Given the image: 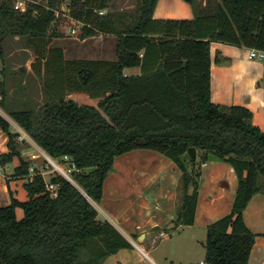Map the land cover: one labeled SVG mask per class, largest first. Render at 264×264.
Listing matches in <instances>:
<instances>
[{
  "label": "trees",
  "instance_id": "trees-1",
  "mask_svg": "<svg viewBox=\"0 0 264 264\" xmlns=\"http://www.w3.org/2000/svg\"><path fill=\"white\" fill-rule=\"evenodd\" d=\"M109 1L33 0L26 12L15 9L14 0L0 4V107L7 104V42L25 37L37 54L32 67L48 99L39 110L9 115L50 157L69 156L77 168L76 183L36 173L25 183L27 201L13 198L0 207V264H103L134 248L112 222L99 220L94 202L101 201L116 158L137 149L157 151L181 170L178 216L170 230L195 224L205 163L217 160L235 169L233 207L207 227L205 264H248L257 235L245 222V210L264 194V131L249 108L212 101L211 44L264 51V0H186L192 20L155 19L158 0H139L130 15L104 13ZM64 2L71 18L83 24L82 39L118 37L117 60L67 59L63 48L51 46L60 36L57 12ZM226 60L217 54L216 62ZM134 67L142 73H125ZM0 126L10 150L0 155V164L19 157L13 176H29L25 140L1 113ZM190 147L198 153L194 166ZM47 182L59 185L56 197Z\"/></svg>",
  "mask_w": 264,
  "mask_h": 264
},
{
  "label": "crops",
  "instance_id": "crops-1",
  "mask_svg": "<svg viewBox=\"0 0 264 264\" xmlns=\"http://www.w3.org/2000/svg\"><path fill=\"white\" fill-rule=\"evenodd\" d=\"M2 1L0 0V4ZM153 17L192 20L195 13L192 5L186 0H158ZM101 36H104V42L107 39L109 41V57L78 59L117 60L118 37L114 34ZM94 38L84 39L83 42ZM97 39L95 52H106L104 42H100V38ZM249 51L250 48L231 44H211V98L216 104L249 108L253 112L254 124L264 131V59H250ZM218 53L221 58L229 60L216 62ZM35 55L34 62L37 60V54ZM33 63L26 64L27 75L31 72L40 80L33 70ZM1 70L0 68V79ZM125 73L140 75L142 69L127 68ZM11 124L13 132L26 133L18 124L19 129H14L13 123ZM19 139H23L22 135ZM8 143L9 135L0 126V155L10 151ZM134 152L137 155L135 160L130 159L133 160L130 166H127L128 162L125 164V160H115L114 171L105 180L103 197L99 203L94 202L99 211V220L112 222L132 242L134 248L119 250L109 256L103 264H200L205 261L207 227L229 214L233 207L238 188L235 169L222 161L210 160L205 163L202 167L195 224L179 226L167 232L178 216L181 170L171 159L159 155L154 150L137 149L128 153ZM22 156L26 159L23 150ZM19 165V157L4 166L0 164V207L10 205L13 198L19 201L29 199L25 183L37 172L35 169L27 177H15V168ZM33 168L34 165L31 170ZM16 212L18 219L24 217L21 207H18ZM245 222L257 235L248 264H264L263 193L255 195L249 203L245 210ZM134 235L138 238L134 239ZM142 235L145 237L139 241ZM162 238H167L169 244L166 245L168 249L165 247V251L161 250Z\"/></svg>",
  "mask_w": 264,
  "mask_h": 264
},
{
  "label": "rangeland",
  "instance_id": "rangeland-1",
  "mask_svg": "<svg viewBox=\"0 0 264 264\" xmlns=\"http://www.w3.org/2000/svg\"><path fill=\"white\" fill-rule=\"evenodd\" d=\"M17 0H14V3ZM139 0H110L108 9L104 10V13H117V14H132L137 6ZM207 0H199L201 5H205ZM59 16V32L60 36L53 39L51 46L62 47L65 50L66 58L69 59H78L82 57H109V41L108 39L104 42L102 37L104 36H95L92 40H87L83 42L84 39L80 37V30L82 28V24L78 21L73 20L71 18L69 11L61 6ZM69 13V14H68ZM66 19V20H65ZM68 20L70 22H68ZM106 37V36H105ZM100 38V42L103 41L105 45L106 52L97 53L95 52V45L98 43V39ZM87 39V38H86ZM34 57H36L34 48L28 43L27 38L25 37H16L8 40L6 45V80H7V88L8 94L6 98V103H9L3 109H0V113L5 116L11 123H13L14 129H19L17 123L10 117L9 111L15 110V108H31L35 110H39L47 101L48 97L46 95V91L44 89L43 79L37 80L33 74L27 75L26 64L31 65L35 61ZM0 68H3V65L0 61ZM2 74V73H1ZM33 76V77H31ZM1 101V100H0ZM10 101V102H9ZM12 104V105H11ZM22 138L19 141H23L21 146L22 150L25 152L26 159H33L35 163L32 161V166L34 165L31 171H35L37 173H43L44 171L46 179H50L53 175H62L64 176L51 162L50 156H48L44 150L39 147L35 141L26 133L22 132ZM157 152V151H156ZM159 155L164 156L163 154L157 152ZM137 154L127 153L125 155L119 156L116 159L119 161L125 160L129 164L136 157ZM116 160V161H117ZM58 164L63 167H67L68 163L63 159H56ZM120 163V162H119ZM114 171V170H113ZM112 171V172H113ZM111 172V173H112ZM35 175V174H34ZM65 177V176H64ZM180 185V183H179ZM170 229H167L169 232ZM161 250L165 251V247L169 245L167 238H162L161 240ZM199 260V259H197ZM191 264V263H187Z\"/></svg>",
  "mask_w": 264,
  "mask_h": 264
},
{
  "label": "built area",
  "instance_id": "built-area-1",
  "mask_svg": "<svg viewBox=\"0 0 264 264\" xmlns=\"http://www.w3.org/2000/svg\"><path fill=\"white\" fill-rule=\"evenodd\" d=\"M32 1L33 0H17L15 2L14 7H15V9L20 10L21 12H26L27 9H28L29 2H32ZM61 6H63V8H65V9H67V11H69V3L68 2H64ZM60 14H61L60 11H58L57 12V16L59 17ZM249 58L250 59H264V51L258 50V49H250ZM50 158H51L52 164L55 166V168H57L65 176V178H67L68 180L72 181L73 183H76L74 181L73 177H72V172L75 171L77 168H76V165L72 162V160H71V158L69 156H64L62 158L65 162L68 163L67 167H63L62 165L58 164V162L55 159H53L52 157H50ZM41 174H43L45 176L44 173H41ZM58 187H59L58 184H53L51 182H47L48 190L55 197L58 195ZM163 234L164 233H162V235ZM200 264H205V261L200 262Z\"/></svg>",
  "mask_w": 264,
  "mask_h": 264
},
{
  "label": "water",
  "instance_id": "water-1",
  "mask_svg": "<svg viewBox=\"0 0 264 264\" xmlns=\"http://www.w3.org/2000/svg\"><path fill=\"white\" fill-rule=\"evenodd\" d=\"M188 153H189V155H190V157L192 159V163H193V166H194L195 163H196V160H197V149L195 147H190ZM93 169L94 168L91 167V168H89V171H92ZM144 237H145L144 235L140 236L139 237V241H142L144 239Z\"/></svg>",
  "mask_w": 264,
  "mask_h": 264
}]
</instances>
